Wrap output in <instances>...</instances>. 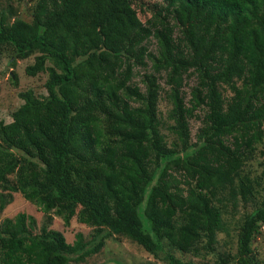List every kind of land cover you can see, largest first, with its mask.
Returning <instances> with one entry per match:
<instances>
[{
    "label": "trees",
    "instance_id": "16d2710c",
    "mask_svg": "<svg viewBox=\"0 0 264 264\" xmlns=\"http://www.w3.org/2000/svg\"><path fill=\"white\" fill-rule=\"evenodd\" d=\"M13 17L0 11V55L34 56L25 75L46 72L48 95L15 111L9 136L0 130V211L20 193L93 233L69 244L51 218L36 232L35 219L18 213L1 223L0 264L85 263L116 232L150 254L167 240L216 264H259L250 246L264 200L238 220L234 250H222L230 240L220 235L231 238L225 216L253 199L242 168L264 139V0H37L30 22ZM163 93L172 125L157 110Z\"/></svg>",
    "mask_w": 264,
    "mask_h": 264
},
{
    "label": "rangeland",
    "instance_id": "374dc122",
    "mask_svg": "<svg viewBox=\"0 0 264 264\" xmlns=\"http://www.w3.org/2000/svg\"><path fill=\"white\" fill-rule=\"evenodd\" d=\"M37 0H0V11H7L9 8L13 10V16L18 17L26 22H30L33 13V8ZM145 2L152 6L155 4L163 3V0H137ZM136 9H139L138 7ZM139 13V12H138ZM150 14L142 16L143 19L149 17ZM141 16V15H140ZM13 17V18H14ZM12 20H10L11 22ZM149 51L155 53L156 47L154 42L147 47ZM11 55L1 54L0 55V123L2 127L0 130L5 132L6 136H9L8 130H17L18 124L16 123L20 118H15L13 114L21 106L27 103H42L47 98V91L44 87L48 76L46 72L39 73L35 77H28L25 75L24 69L26 66L33 64L34 56L29 57L25 60H16L10 58ZM12 61L15 62L12 64ZM50 66V63H47ZM149 68H146L147 71ZM144 73L143 69L134 67V78L132 81L140 84V76ZM182 88L185 93L184 99L187 103L190 98L191 87L195 86L196 81L193 77L186 78ZM164 86V80L162 81ZM163 88L167 90V85ZM225 96H230L229 93H225ZM172 108L171 104L166 100L165 93L160 95V101L158 102L157 110L162 115V119L167 123L166 125H172L171 121H167V114ZM194 118L189 119V132H190V143L196 142V133L201 126L198 117L202 116L201 111H196ZM28 124H33V121H27ZM161 133L165 136L168 145L173 141L174 136L164 128L161 129ZM3 136V135H2ZM10 140V138H9ZM2 140L5 147H8L16 155H20L16 149L11 145L10 142ZM242 176H249L253 180V199L245 206L244 203L239 202L237 209L238 212L231 217H227V227L231 238H227L224 234L220 235L221 240L227 242L230 240L229 246H224L222 250L227 251L229 248L235 249V236L237 222L245 211H251L257 207L261 201L264 200V139L261 144L256 146L253 156L250 160L245 162L242 168ZM180 178V176H178ZM9 181L14 183L16 181L15 174L9 175ZM1 192V191H0ZM9 204L0 211V227L4 219H12L18 213H26L32 216L36 222V232L39 231L42 225L46 224L50 219L49 227L53 230L61 232L67 243L72 244L75 241L77 233H82L85 240L90 239L93 230L85 225L77 222L76 217L72 218L69 226H65L62 219L56 216L53 212L49 214L42 213L38 207L24 199L20 193H11L10 196L5 197ZM254 202V203H253ZM78 210V209H77ZM229 211V210H228ZM229 247V248H228ZM252 254L255 260L259 264H264V223L260 224L259 231L255 235L251 242ZM171 256L179 264L193 263V264H216V257L204 256V252L199 250L198 253H185L175 249L167 240L162 241V249L155 250L152 254L145 252L140 246L130 241L124 234L114 233L105 240L103 248L99 253L86 258L85 263L76 264H170L167 257ZM169 259V258H168ZM75 264V263H71ZM235 264V261H234Z\"/></svg>",
    "mask_w": 264,
    "mask_h": 264
}]
</instances>
